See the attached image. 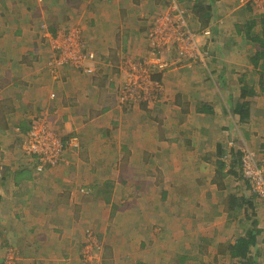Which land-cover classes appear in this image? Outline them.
Masks as SVG:
<instances>
[{"label": "crops", "instance_id": "1", "mask_svg": "<svg viewBox=\"0 0 264 264\" xmlns=\"http://www.w3.org/2000/svg\"><path fill=\"white\" fill-rule=\"evenodd\" d=\"M257 1L264 4L181 0L191 28L212 32L210 59L170 70L167 97L149 106L120 104L118 64L130 49L146 51L148 17L170 0H0V147L8 145L0 234L7 228L25 252L31 236L36 251L68 254L84 246L92 226L85 222H102L89 210L104 203L108 225L115 216L124 224L111 228L120 264H240L230 247L250 231L248 255L264 264V198L240 168L243 144L264 165V7ZM76 26L97 54L94 75L50 64L52 35ZM39 117L80 144H65L60 164L43 174L17 159L19 124ZM85 186L90 194L79 191Z\"/></svg>", "mask_w": 264, "mask_h": 264}, {"label": "built area", "instance_id": "2", "mask_svg": "<svg viewBox=\"0 0 264 264\" xmlns=\"http://www.w3.org/2000/svg\"><path fill=\"white\" fill-rule=\"evenodd\" d=\"M170 2L169 10L160 12L147 31L148 57L151 60L128 58L119 66L120 74L125 73L126 76V80L116 87L120 104L151 106L152 103H158L164 95L165 85L154 73L159 68H165L168 65L167 59L164 60L162 50L172 47H177L180 51L189 50L187 54L180 52L179 57H175L177 64L182 61L189 67L190 64L199 62L204 64L209 59L208 52L203 47L208 43L211 44V30L206 28L194 31L189 25L187 12L179 0H170ZM259 5L264 7V4ZM82 33L81 28L69 27L59 29L52 35L54 58L50 64L53 67L70 65L87 74L93 73L94 75L97 72L94 67L97 54L86 48ZM54 74L56 75V71ZM34 121V128L25 138L27 140L23 147L27 154H36V169L42 172L47 164L55 166L62 160L65 147L61 137L44 117L36 118ZM77 144L74 138L70 145L75 147ZM229 145H232V142ZM240 150L242 154L241 174L247 180L250 191L264 198V165L245 144ZM81 192L87 194L90 189L81 188ZM83 247L85 254H91L95 247L93 235Z\"/></svg>", "mask_w": 264, "mask_h": 264}, {"label": "rangeland", "instance_id": "3", "mask_svg": "<svg viewBox=\"0 0 264 264\" xmlns=\"http://www.w3.org/2000/svg\"><path fill=\"white\" fill-rule=\"evenodd\" d=\"M32 1H35V0H32ZM43 1L44 0L35 1V2L37 3V2H43ZM246 1L248 2V0H246ZM179 3H180V1H179ZM183 4L181 3L182 6H184ZM167 9L169 10V6L166 7V9L161 10L160 12H166V11H168ZM160 12L157 15H159ZM150 17L151 16L148 17V21H150L147 24L148 28L152 26V24L156 18V17H152V18H150ZM189 25H192L190 21H189ZM76 27L81 28L80 26H76ZM202 41H204V40H202ZM148 45H149V43H148ZM130 50H128V52H126V54H129V55L124 56L125 58L122 59L121 63L118 64V79L116 82L117 86L126 80L125 73L120 74V70H119V66L123 63V61H126L128 58H133V59L137 58L138 60H141V59L151 60V58L148 57L149 56V49L148 48L146 49L145 52L142 53V55H139V56L131 55L132 51L129 52ZM188 51L189 50H187V52ZM180 52L181 53L185 52V54H187L185 49L180 51L177 47H172L170 49L166 48L165 50H162V55L164 57V60H165V58L167 59L168 65L165 68H161V69L159 68L160 70L158 69V70H156V73H154V74H156L157 78H159L165 85L164 95L161 97V99H159L158 104L161 103L162 101L164 102L165 98L167 97L166 83H165L166 74L172 69H180V68H183V66H185L184 62L182 63V61H180L179 64H177V61L175 59V57H179ZM209 59H210V55H209ZM207 62L208 61H206L204 64L199 62V63H197V65H195V64L191 65L190 64V67H194V66H202L203 67V65H206ZM159 73H161V74H159ZM156 104L157 103H154V104L152 103V105H156ZM23 137L26 138L25 135ZM5 145L8 148L6 141H4L3 145L0 147V167L4 164V155H3L4 151L3 150H5ZM29 164L33 167V170L36 173V169H35L36 161L34 162V164H32V163H29ZM40 174H43V173H40ZM102 175L105 176L107 174L102 173ZM84 188L91 189V187H89V186H85ZM120 189H121L120 187L116 189L117 193H116V195H113V197L115 199L118 198ZM79 191H81V188L79 189ZM91 191H92V189H91ZM88 203L91 204L92 202H88ZM94 206H95V204H94ZM110 209H111L110 205H105L104 203H100L96 209H94V210L91 209V212L89 210V213L92 215L93 218L96 217L97 219H102V222H99L98 226L95 225L96 223H94V222H90V223L85 222V224H84L85 225L84 228L92 225L90 228L91 232L88 233V237L85 241V243H86L87 240L90 238V236L93 235L95 247H93L91 254H88V253L85 254V252L83 251L84 247H82V249L74 250L68 254H65V252L61 251L62 248H59L57 251H47V252L46 251H38V250L36 251L34 246H33L34 243L31 241L32 240L31 236L30 237L28 236L30 238V241H29L30 244L25 246L26 249L30 250V252H25L26 250L23 251L20 248V246H23L21 241H19L17 238H15L16 236L14 234H11V235H10V233L8 234V232L6 231L7 228H5V229H2V233L0 234V248L2 249V246L4 245V243H7V244L3 250L0 249V264H120L121 259H122L121 258L122 250L119 247V248H116V251H115V249L113 247L115 244V238L113 237V233H114V230L116 228H120V227L124 226V224H121L122 223L121 218L115 216L114 220L116 222L109 223V225H108V222H109L108 219L111 218ZM119 214L121 215V211ZM87 220H89V218ZM104 225L106 227H108L107 230H106V228H102V226H104ZM111 228H113V229L115 228V229L112 231ZM98 232L103 233L102 237L98 238L99 240L96 239L95 234H94V233H98ZM89 234H91V235H89ZM164 239H169V238H164ZM34 240L36 241L37 239L34 238ZM63 240H64V237H63ZM11 243H15V244H11ZM111 249H112V252L110 251ZM165 249H166V252H165ZM168 252H169L168 244L165 243L164 252L162 254V258H164V262L167 261V254L166 253H168ZM116 254H117V256L115 257Z\"/></svg>", "mask_w": 264, "mask_h": 264}, {"label": "trees", "instance_id": "4", "mask_svg": "<svg viewBox=\"0 0 264 264\" xmlns=\"http://www.w3.org/2000/svg\"><path fill=\"white\" fill-rule=\"evenodd\" d=\"M179 1H180V4H181L182 3L181 0H179ZM196 4L197 3H195V5L192 7L193 10H194L193 12L195 14L199 13V11L196 8ZM198 4H199V2H198ZM185 10H186V12H188V13H186L187 16H188L189 15V10H187V9H185ZM211 40H212V38H211ZM203 49L208 52V55L210 54L209 51H208V46H204ZM35 119L36 118H34L33 120L30 119L29 122H24V123L22 122V123L19 124L20 127L22 128V131H23L24 135L26 136V138H27V136L29 135V133L34 128V122H35L34 120ZM58 135L61 137V135L59 133H58ZM73 139H74V137L71 140H68V142H66L61 137V140H62V143H63L64 147H66L67 144H71V142H72ZM26 140L27 139H25L24 137H21V139H20L21 151H19V157L17 159L19 161H20V159H22V161H23L24 164H28V163L34 164V162H35L34 160L36 158V154H27L24 151V148L22 147L24 145V143H25ZM77 143H78L77 146L72 147V148H77L78 149L79 146H80V144H79V142H77ZM241 155L242 154H240V157H241ZM52 167H54V166L49 165V164L46 165V168H52ZM35 169H36V167H35ZM241 177L247 183V180L243 177L242 174H241ZM247 186H248V183H247ZM253 194H255V193H253ZM255 195H257V194H255ZM241 204L242 203H239L238 205H241ZM253 242H254V234H253L252 231L248 232L246 235H243V236L238 237L237 240H236V242L233 245H231V247H230L231 248V257H233V258H239L240 259V261H239L240 264H253L254 262H253L252 257H250L248 255L250 246H251V244Z\"/></svg>", "mask_w": 264, "mask_h": 264}, {"label": "clouds", "instance_id": "5", "mask_svg": "<svg viewBox=\"0 0 264 264\" xmlns=\"http://www.w3.org/2000/svg\"><path fill=\"white\" fill-rule=\"evenodd\" d=\"M212 37H213V36H212ZM211 41H212V40H211ZM70 146H71V145H70ZM65 150H66V148H65ZM64 153H65V151H64ZM64 153H63V155H64ZM62 158H63V157H62ZM34 161H36V159H35ZM60 162H61V161H60ZM60 162H59L57 165H55L54 167L58 166V165L60 164ZM54 167H52V168H54ZM47 169H49V168H45V170L42 171V172H38L37 169H36V173H37V174L44 173ZM80 188H84V187H80ZM80 188H79V189H80ZM88 189H89V188H88ZM80 192H81V191H80ZM90 192H91V189H90ZM90 192H89V193H90ZM83 194H85V193H83ZM87 194H88V193H87Z\"/></svg>", "mask_w": 264, "mask_h": 264}, {"label": "bare ground", "instance_id": "6", "mask_svg": "<svg viewBox=\"0 0 264 264\" xmlns=\"http://www.w3.org/2000/svg\"><path fill=\"white\" fill-rule=\"evenodd\" d=\"M52 58V57H51Z\"/></svg>", "mask_w": 264, "mask_h": 264}]
</instances>
